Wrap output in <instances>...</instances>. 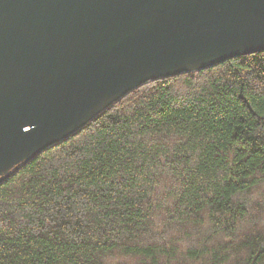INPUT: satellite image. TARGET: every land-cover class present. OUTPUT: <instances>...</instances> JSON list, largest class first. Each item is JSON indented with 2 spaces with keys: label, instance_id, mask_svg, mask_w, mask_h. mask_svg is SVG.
Returning <instances> with one entry per match:
<instances>
[{
  "label": "trees",
  "instance_id": "1",
  "mask_svg": "<svg viewBox=\"0 0 264 264\" xmlns=\"http://www.w3.org/2000/svg\"><path fill=\"white\" fill-rule=\"evenodd\" d=\"M0 264H264V51L136 87L1 181Z\"/></svg>",
  "mask_w": 264,
  "mask_h": 264
},
{
  "label": "water",
  "instance_id": "2",
  "mask_svg": "<svg viewBox=\"0 0 264 264\" xmlns=\"http://www.w3.org/2000/svg\"><path fill=\"white\" fill-rule=\"evenodd\" d=\"M264 51V0H0V182L132 89Z\"/></svg>",
  "mask_w": 264,
  "mask_h": 264
}]
</instances>
